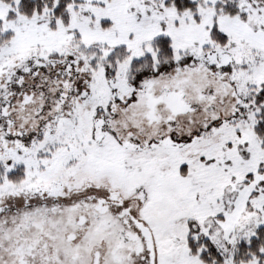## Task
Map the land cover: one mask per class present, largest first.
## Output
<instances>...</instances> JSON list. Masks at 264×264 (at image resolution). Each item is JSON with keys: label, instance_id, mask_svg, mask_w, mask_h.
<instances>
[{"label": "snow or ice", "instance_id": "6c2138e0", "mask_svg": "<svg viewBox=\"0 0 264 264\" xmlns=\"http://www.w3.org/2000/svg\"><path fill=\"white\" fill-rule=\"evenodd\" d=\"M0 264H264V0H0Z\"/></svg>", "mask_w": 264, "mask_h": 264}]
</instances>
